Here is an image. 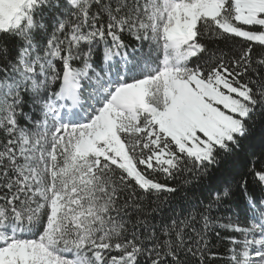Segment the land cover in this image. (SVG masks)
I'll list each match as a JSON object with an SVG mask.
<instances>
[{
  "label": "snow or ice",
  "instance_id": "obj_1",
  "mask_svg": "<svg viewBox=\"0 0 264 264\" xmlns=\"http://www.w3.org/2000/svg\"><path fill=\"white\" fill-rule=\"evenodd\" d=\"M217 244L264 264V0H0V264Z\"/></svg>",
  "mask_w": 264,
  "mask_h": 264
},
{
  "label": "trees",
  "instance_id": "obj_2",
  "mask_svg": "<svg viewBox=\"0 0 264 264\" xmlns=\"http://www.w3.org/2000/svg\"><path fill=\"white\" fill-rule=\"evenodd\" d=\"M79 66V65H77ZM161 180H163V177H160ZM225 235L223 232L221 233V236ZM231 247V245H220V244H217V251H218V254H219V258L216 259L213 264H225V261L227 260L228 258V249Z\"/></svg>",
  "mask_w": 264,
  "mask_h": 264
}]
</instances>
